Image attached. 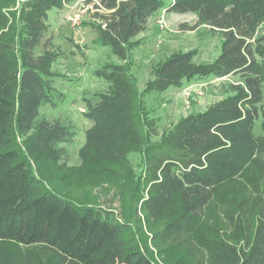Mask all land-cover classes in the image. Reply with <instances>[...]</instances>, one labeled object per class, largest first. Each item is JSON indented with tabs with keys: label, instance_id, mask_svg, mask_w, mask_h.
I'll use <instances>...</instances> for the list:
<instances>
[{
	"label": "trees",
	"instance_id": "1",
	"mask_svg": "<svg viewBox=\"0 0 264 264\" xmlns=\"http://www.w3.org/2000/svg\"><path fill=\"white\" fill-rule=\"evenodd\" d=\"M64 1L76 0H24L15 11L0 5V264H158L145 242L141 247L126 236L127 221L112 209L63 197L48 175L66 155L61 146L73 143L75 135L58 120L40 118L42 106L54 105L50 79L57 54L36 49L48 11L61 9ZM85 1L102 11L92 24L93 43L109 48L119 62L131 63L140 44L136 37L162 8L195 15V24L180 25L181 31L203 26L222 42L211 63L196 64L194 51L156 63L143 90L126 65L95 70L110 88L87 99L85 117L92 126L80 150L82 165L125 163L137 153L155 192L144 201L146 218L156 223L170 213L153 235L162 243L180 241L215 198L235 192L236 183L241 194L242 181L251 179L255 194L236 204L245 216L236 242L209 241L206 259L198 264H264V0ZM230 76L237 82L203 113L181 117L161 133L156 119L146 116L149 92ZM135 177L138 190L141 174ZM133 197L132 203L138 192Z\"/></svg>",
	"mask_w": 264,
	"mask_h": 264
},
{
	"label": "rangeland",
	"instance_id": "2",
	"mask_svg": "<svg viewBox=\"0 0 264 264\" xmlns=\"http://www.w3.org/2000/svg\"><path fill=\"white\" fill-rule=\"evenodd\" d=\"M23 1L15 0L11 5L0 0V5L6 10L15 11ZM93 3L87 4L85 0L64 1L61 9L48 11L46 34L36 49V54H41L45 49L57 54L52 64L54 75L50 79L54 105L50 102L42 106L39 110L40 118L50 122L58 120L70 127L75 135L73 143L61 146L66 155L61 156L53 174H48L55 178L52 180L54 190L78 204L90 203L112 209L119 218L127 221L129 230L126 236L133 237L141 247L142 242H145L147 250L152 252L158 264H198L206 259L209 241L227 239L236 242L235 236L240 232L237 225L242 227L245 218L236 204L243 202V198L251 200L255 194L251 179H248L249 182L242 181L241 194L236 183L235 192H230L229 195L222 193L215 198L210 211L193 230L182 235L180 241L154 242L153 235L168 221L170 213L166 212L165 219L156 223L151 218H146L144 201L155 195V192L153 182L146 179V173L141 171L144 167L142 158L137 153H130L125 163L100 161L94 166L82 165L84 158L80 150L85 142L86 131L92 126L85 117L89 102L87 99L97 93H107L110 88L109 82L97 76L95 70L103 69L109 64L126 65L128 71L134 74L139 90H143L146 82L152 78V67L156 63L173 53L186 51L195 52L196 64L211 63L220 54L222 38L219 34L209 33L203 26L181 31L180 25L189 28L195 24L194 14H167L168 27L161 31L156 24L157 13L149 19L146 30L136 37L140 44L131 52V63L119 62L109 48L93 43L95 32L92 24H97L96 14L102 13L95 9ZM212 80L214 79L202 80V83L211 84L203 85L202 89L201 81L196 80L182 88H170L163 93H147L144 96L147 118L156 119L161 133L171 128L181 117L203 113L211 105L220 102L226 95L228 84L237 82L238 79L230 76L219 85L217 82L212 83ZM190 85L198 86L202 95L194 94L187 103L183 91ZM260 133L257 123L254 134ZM80 173L83 174L79 176ZM62 174L66 176L64 180L57 178ZM136 174H141L138 190L134 188ZM42 184L51 188L47 179L42 180ZM133 192H138L134 203Z\"/></svg>",
	"mask_w": 264,
	"mask_h": 264
},
{
	"label": "built area",
	"instance_id": "3",
	"mask_svg": "<svg viewBox=\"0 0 264 264\" xmlns=\"http://www.w3.org/2000/svg\"><path fill=\"white\" fill-rule=\"evenodd\" d=\"M167 14L168 13L166 12V10L164 8H162L158 13V16L156 19V24H157L158 29H160L161 31L166 30L168 27ZM225 79H226V77L215 78L214 80H212V83L217 82V84L219 85L220 82H223ZM201 83H202V81H201ZM207 84L211 85L210 83H202V84H200V88L202 89L203 85L206 86ZM194 94L202 95L198 86H196V85H190L189 87H187L183 91V97L187 103H189V100L194 96ZM187 106H189V105L187 104Z\"/></svg>",
	"mask_w": 264,
	"mask_h": 264
}]
</instances>
